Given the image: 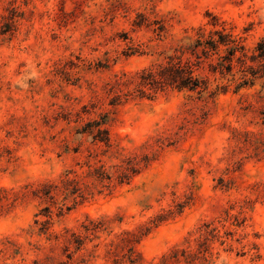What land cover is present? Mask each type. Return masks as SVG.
I'll return each instance as SVG.
<instances>
[{
  "label": "rangeland",
  "instance_id": "obj_1",
  "mask_svg": "<svg viewBox=\"0 0 264 264\" xmlns=\"http://www.w3.org/2000/svg\"><path fill=\"white\" fill-rule=\"evenodd\" d=\"M200 28L232 69L148 84ZM263 40L264 0H0V264H264Z\"/></svg>",
  "mask_w": 264,
  "mask_h": 264
},
{
  "label": "trees",
  "instance_id": "obj_2",
  "mask_svg": "<svg viewBox=\"0 0 264 264\" xmlns=\"http://www.w3.org/2000/svg\"><path fill=\"white\" fill-rule=\"evenodd\" d=\"M201 36L196 40L194 46H180L176 50V54L170 57V60L165 64H159L160 70L155 72L149 70L147 72V83H167L175 86L179 89H188L190 91L202 92L206 89V86L197 74H195L194 69L185 64L182 60V55L187 50L191 51V54L194 55L197 59L201 58L200 54L205 55H214L218 54L219 59L222 58V61H219L218 68L221 72L224 69L231 70L233 67V56L238 48H241L237 41L233 38L231 33L226 32L225 28L210 30L207 35L206 30L200 28ZM235 46H232V45ZM222 47L226 48L228 52L226 55H221L219 52ZM258 50L260 52V57L264 56V40L258 45ZM180 53V54H179ZM64 183L72 182L70 178H65L62 180ZM56 186V185H55Z\"/></svg>",
  "mask_w": 264,
  "mask_h": 264
}]
</instances>
